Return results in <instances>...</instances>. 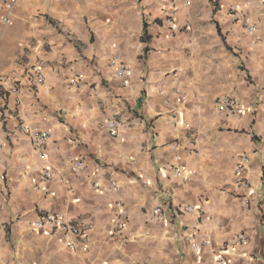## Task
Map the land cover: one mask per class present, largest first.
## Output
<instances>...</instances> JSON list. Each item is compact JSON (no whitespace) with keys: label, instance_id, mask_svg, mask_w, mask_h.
Instances as JSON below:
<instances>
[{"label":"crops","instance_id":"crops-1","mask_svg":"<svg viewBox=\"0 0 264 264\" xmlns=\"http://www.w3.org/2000/svg\"><path fill=\"white\" fill-rule=\"evenodd\" d=\"M4 17L0 264H264V0H17ZM227 97L240 114L218 110ZM25 127L50 132L45 160ZM43 213L88 250L34 229Z\"/></svg>","mask_w":264,"mask_h":264},{"label":"built area","instance_id":"built-area-1","mask_svg":"<svg viewBox=\"0 0 264 264\" xmlns=\"http://www.w3.org/2000/svg\"><path fill=\"white\" fill-rule=\"evenodd\" d=\"M171 1V0H166ZM17 0H5L0 5V10L4 11L5 17L3 18V22L6 25H9L11 23V14L12 9L15 6ZM238 11V7L231 8V12L235 13ZM176 7L174 5L171 6V9L169 11V15L165 19V26L168 32V36L170 38L175 37L178 33H180L183 28H180L176 25ZM254 25L252 23L246 24V30L248 32L254 31ZM111 66L114 68L116 76L119 79L126 80L132 75V69L125 65L121 60L114 59L111 61ZM37 79L39 83H43L45 81V77L43 76L42 72L40 70L36 71ZM9 78L0 73V86H4L7 84ZM14 91L17 90L15 87L13 89ZM217 108L220 112H224L228 115H236L240 114L243 111V107L241 103L238 101V99L227 97L221 100ZM108 129L110 134L114 137L117 136V126L115 123H109ZM25 132L29 135L31 139V144L33 149L39 153L40 158L45 160L46 155L45 149L48 143V140L50 139V132L39 130V129H33L30 127L24 128ZM245 159H242L241 161H244ZM241 169V166H239V170ZM169 170L172 172L173 176L175 178H183L187 176L188 171L186 167L181 165H172L169 167ZM45 177L51 178L52 173L49 170H46L44 173ZM237 183L239 186L243 187L244 189H250L251 185L249 182H247L242 177L238 178ZM118 207L122 209V212L124 215H127V211L121 207L120 204H118ZM187 211L193 212L196 211L195 207H187ZM153 221L159 220L162 216V210L160 208H157L153 212ZM120 221L116 222V227H120ZM34 229L36 230H42L45 232H60L63 235L65 246L70 250H81V251H87L88 250V234L87 230L79 227L75 224L70 223L64 214L61 213H43L33 224ZM237 241L241 243L247 242V237L245 235H239L237 237ZM201 248V245L195 244L194 250L199 251ZM216 264H231L227 262L223 257L219 256L216 259Z\"/></svg>","mask_w":264,"mask_h":264},{"label":"trees","instance_id":"trees-1","mask_svg":"<svg viewBox=\"0 0 264 264\" xmlns=\"http://www.w3.org/2000/svg\"><path fill=\"white\" fill-rule=\"evenodd\" d=\"M145 28H146V25H145Z\"/></svg>","mask_w":264,"mask_h":264}]
</instances>
